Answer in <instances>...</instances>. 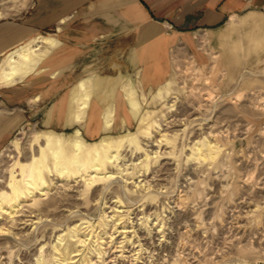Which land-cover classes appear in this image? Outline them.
I'll list each match as a JSON object with an SVG mask.
<instances>
[{
	"label": "rangeland",
	"instance_id": "rangeland-1",
	"mask_svg": "<svg viewBox=\"0 0 264 264\" xmlns=\"http://www.w3.org/2000/svg\"><path fill=\"white\" fill-rule=\"evenodd\" d=\"M30 1L0 0V20ZM104 43L88 83L110 60L125 102L105 114L114 130L88 137L82 123L31 120L0 149V264H264V35L228 53L208 36L181 42L151 85L132 48ZM50 130L68 146L58 158Z\"/></svg>",
	"mask_w": 264,
	"mask_h": 264
},
{
	"label": "crops",
	"instance_id": "crops-1",
	"mask_svg": "<svg viewBox=\"0 0 264 264\" xmlns=\"http://www.w3.org/2000/svg\"><path fill=\"white\" fill-rule=\"evenodd\" d=\"M40 35L55 43L29 66L30 72L38 69L22 84H0V149L31 120L57 130L82 123L88 137L114 130L105 114L125 102L112 88L110 60L101 61L99 83H88L100 65L96 42L116 41L124 52L132 48V68L145 66L142 82L156 84L165 68L159 59L181 42L208 36L228 53L240 39L260 41L264 0H32L21 16L0 20V61Z\"/></svg>",
	"mask_w": 264,
	"mask_h": 264
},
{
	"label": "bare ground",
	"instance_id": "bare-ground-1",
	"mask_svg": "<svg viewBox=\"0 0 264 264\" xmlns=\"http://www.w3.org/2000/svg\"><path fill=\"white\" fill-rule=\"evenodd\" d=\"M54 43H55V40L53 38L40 35V36L30 40L26 44L22 45L20 48L9 53L6 56V58L4 59V63L0 66L1 70H2L1 76H0V81H2L3 83L11 84V83L19 81V79L24 78L23 76L25 75L26 68L29 67L34 62V60H35L34 57L36 56L37 58H39V56H40L39 51H40L41 46L43 44L52 45ZM35 63H36V61H35ZM106 82H107V80H106ZM82 84H84V83H82ZM81 95H83V94H81ZM40 138L41 137H39V139ZM42 138L46 141V147L53 152V155L56 158H58L59 153L64 152L68 147V146H66L65 141L62 139L61 135L58 134L57 132H54L53 130L44 131ZM104 141L106 143L107 150H109V149L111 150V147H112L111 141L108 138L104 139ZM83 142H85V140L81 136L80 132L77 131L75 133V142H73L72 146L74 147V149H76L79 152L80 156L82 154L81 153L82 152L81 146H83ZM86 148L88 149V151H90L89 147H86ZM118 148H119V146H118ZM96 153L98 154L97 155L98 159H101L103 156V153L102 154H101V152H96ZM76 158H78V157H75V159ZM96 161H97V159H96ZM23 168H24V166H23ZM61 172H62V170H61ZM15 185H17V184H15ZM18 190L15 192L16 196H18L19 193L21 194V189L19 188ZM11 199H13V198H11Z\"/></svg>",
	"mask_w": 264,
	"mask_h": 264
}]
</instances>
